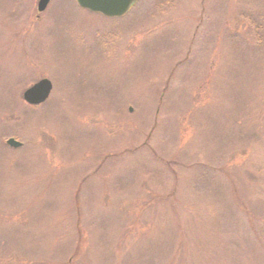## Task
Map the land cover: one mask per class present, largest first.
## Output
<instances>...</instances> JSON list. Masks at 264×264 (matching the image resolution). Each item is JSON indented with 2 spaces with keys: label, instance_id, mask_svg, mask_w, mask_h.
Segmentation results:
<instances>
[{
  "label": "rangeland",
  "instance_id": "rangeland-1",
  "mask_svg": "<svg viewBox=\"0 0 264 264\" xmlns=\"http://www.w3.org/2000/svg\"><path fill=\"white\" fill-rule=\"evenodd\" d=\"M38 1L0 0V264H264V0Z\"/></svg>",
  "mask_w": 264,
  "mask_h": 264
},
{
  "label": "water",
  "instance_id": "water-1",
  "mask_svg": "<svg viewBox=\"0 0 264 264\" xmlns=\"http://www.w3.org/2000/svg\"><path fill=\"white\" fill-rule=\"evenodd\" d=\"M50 0H39L37 10L42 12ZM77 5L90 12L100 13L105 17H120L128 12L130 7L138 0H75ZM52 88L51 82L43 78L27 88L23 100L30 105L43 103L49 96ZM10 147L17 148L21 143L14 138L6 140Z\"/></svg>",
  "mask_w": 264,
  "mask_h": 264
}]
</instances>
